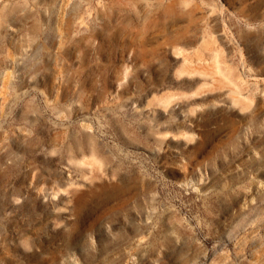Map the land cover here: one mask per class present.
<instances>
[{
    "label": "rangeland",
    "instance_id": "obj_1",
    "mask_svg": "<svg viewBox=\"0 0 264 264\" xmlns=\"http://www.w3.org/2000/svg\"><path fill=\"white\" fill-rule=\"evenodd\" d=\"M0 264H264V0H0Z\"/></svg>",
    "mask_w": 264,
    "mask_h": 264
}]
</instances>
